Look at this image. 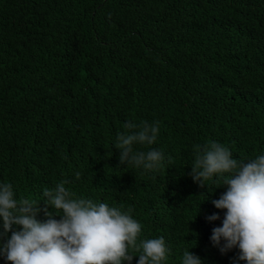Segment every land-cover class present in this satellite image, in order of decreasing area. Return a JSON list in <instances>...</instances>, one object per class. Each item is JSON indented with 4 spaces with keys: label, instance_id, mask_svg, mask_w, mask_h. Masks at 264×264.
Segmentation results:
<instances>
[{
    "label": "trees",
    "instance_id": "trees-1",
    "mask_svg": "<svg viewBox=\"0 0 264 264\" xmlns=\"http://www.w3.org/2000/svg\"><path fill=\"white\" fill-rule=\"evenodd\" d=\"M129 121L158 122L156 143L136 146L164 154L158 170L121 164ZM211 141L238 161L264 154V0H0V182L17 198L67 181L131 210L140 239L163 236L167 264L185 250L233 264L239 250L214 247L221 221L207 219L223 218L212 200L227 186L190 175Z\"/></svg>",
    "mask_w": 264,
    "mask_h": 264
},
{
    "label": "clouds",
    "instance_id": "clouds-1",
    "mask_svg": "<svg viewBox=\"0 0 264 264\" xmlns=\"http://www.w3.org/2000/svg\"><path fill=\"white\" fill-rule=\"evenodd\" d=\"M125 128L114 144L120 150L121 164L145 173L158 170L164 154L155 148H136L156 143L158 122L129 121ZM194 153L193 181L201 188L209 189L208 181L215 188L227 186L219 199L212 200L215 208L226 210L223 218L218 213L207 217L209 222L221 221L212 230L211 243L222 254L238 249L233 264H264V154L238 161L228 147L216 141L196 145ZM66 183L45 188L44 199L35 201L17 198L11 183L0 182V258L11 264H131L138 256L137 264H167L171 248L164 237L140 239L142 225L130 215L131 210L77 197ZM41 213L46 220L37 219ZM180 264L205 262L185 250Z\"/></svg>",
    "mask_w": 264,
    "mask_h": 264
}]
</instances>
